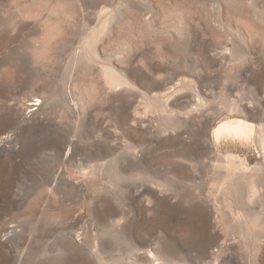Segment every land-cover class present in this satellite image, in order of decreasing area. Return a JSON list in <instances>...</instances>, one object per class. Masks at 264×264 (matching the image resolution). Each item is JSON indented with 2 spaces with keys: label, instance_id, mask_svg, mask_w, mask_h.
<instances>
[{
  "label": "rangeland",
  "instance_id": "obj_1",
  "mask_svg": "<svg viewBox=\"0 0 264 264\" xmlns=\"http://www.w3.org/2000/svg\"><path fill=\"white\" fill-rule=\"evenodd\" d=\"M150 2L147 20L139 17L136 8H129L124 18L110 21L105 32H83L103 22L104 14L97 13L100 6L87 8L86 19L75 11L76 0H0V107L13 108L11 112L0 108V264L51 262L54 258L44 242L61 230L59 224L45 219L53 214L68 221L74 237L76 231L91 225L89 236L82 233L78 240L88 250L99 248L103 233L91 213L102 208L103 199L111 195L110 187L122 175L140 176L141 155L150 163L149 172L157 183L170 189L157 200L144 197L147 209L141 228L147 242L196 245L217 236L212 247L224 245L226 264H263L262 253L255 251L256 239L240 230L242 222L236 216L250 210L264 225V199L249 195L244 175L240 182L236 171L226 173L214 166L220 152V162L238 158L245 171V165L262 161L258 149H229L232 154H227L213 148L198 161L187 160L203 127L210 130L225 117L255 122L261 112L264 117V0ZM112 7H106L107 11ZM42 22L51 32L39 27ZM87 33L100 34L94 42L99 61L83 59L72 69L71 87H76L84 106L78 110L81 121L77 122L76 113L64 102L66 75ZM142 95L147 98L143 100ZM156 95L166 100L171 112L160 114L162 101L158 107L150 100ZM51 97L50 103L29 111L37 107L27 105L32 99L45 102ZM198 97L202 105L183 125ZM150 101L154 105L138 116L148 121L129 126L130 115ZM38 116L40 124L34 119ZM57 126L73 139L85 159L81 164L67 161L64 169L78 170L88 164L84 154L98 140L104 143L111 130L116 132L117 151L132 144L139 158H132L120 174L98 173L80 189L63 185L53 191L63 184L62 176L55 180V170L61 166L53 145ZM185 162L193 167L182 179ZM196 191L205 199L202 215L198 203L187 197ZM132 221L140 219L135 215ZM13 228L18 230L16 235ZM196 235L199 242L193 239ZM104 236L121 243L118 235ZM194 258L187 264H198ZM110 260L114 256L106 255L104 261Z\"/></svg>",
  "mask_w": 264,
  "mask_h": 264
},
{
  "label": "bare ground",
  "instance_id": "obj_2",
  "mask_svg": "<svg viewBox=\"0 0 264 264\" xmlns=\"http://www.w3.org/2000/svg\"><path fill=\"white\" fill-rule=\"evenodd\" d=\"M96 6H100L101 9H99L97 13L99 15L104 14V20L100 26L94 28L87 27V29H84L83 32H105L108 27V23L119 18H124L129 8H136L139 17L145 20L148 19L149 13L152 10L150 0H76L75 11H78L84 18L85 10L89 7ZM109 6L113 7L107 11L106 7ZM219 8L220 6L218 4V9ZM70 16L72 17L73 15ZM67 19L69 20V18ZM47 23L49 24V22ZM39 27L43 28L44 32H51V28L48 29L49 27H47L45 22H42ZM50 27H52V24ZM108 32H112V30L108 29ZM98 34L99 33H87L85 35L83 43H81L83 45H81L78 51L74 53L70 66L67 69V88L65 90L66 100H62H64V102L74 110L77 122L81 121V115L78 110L80 106H84L81 98L75 92L76 87H71L72 69L77 62L83 59H94L99 61V56H97V51L94 47L95 38L100 35ZM146 98L147 96L142 95L143 100ZM51 100L52 97L45 100V102H43L40 98L32 99V101L27 103V105L37 107L30 109L29 111L42 108L46 104L50 103ZM150 100H153L152 102L154 104L162 101L161 104L164 105V107L161 106L162 108L160 114L171 112V110L165 106L166 100H163L161 96H151ZM154 104L150 101L141 110L136 109V111L130 115L128 120H126L129 126L133 127L134 125L147 122L148 120L146 119H138V116L145 114L150 105L152 106ZM157 105L159 107L160 104ZM201 105V99L199 97L196 98L195 107H193L190 112L186 113L184 120H182L181 123L183 125L188 124L192 114ZM233 106L235 110H240L238 105L233 104ZM158 107L157 110L159 109ZM0 108H5L7 112H11L13 109L12 107ZM259 116L258 122L242 117H225L219 120L218 123L210 130L207 126L203 127L198 133L197 145L192 153H190L192 155L189 156L187 162L190 163L194 160H200L205 152H209L213 148L218 151H225L227 154H232L229 149L238 151L243 147L251 149L255 146L258 149L259 154L262 155L263 159L261 162L252 166L245 165V171H242V166L239 165L241 161L238 158L230 159L229 157H226L224 163L220 162L218 159V156L221 155L220 152L216 153V163L214 166L217 170L222 168L226 171V173H235L236 171L237 178L240 182L244 175L245 185L248 189L249 195H251V197L257 195L258 197L264 199L263 112H261ZM34 119L38 121L39 124L42 123L41 117L38 116ZM57 127V138L53 140V145L55 147L54 153L60 158L61 166H58L55 170V180L58 182L59 178L62 176L61 182H63V184L60 186L59 183V185L53 187V191L59 190L63 185L64 188L69 187L70 189H80L86 180L98 176V173L101 175H103L102 173H106L108 177H112L117 173L120 174V172L125 171L127 166H130V162H133L132 158H139V155L132 150L134 148L132 144L124 146L122 151L118 152L115 144L116 132L111 130V132H107L105 136L101 134V136H104V143L98 140L94 145L95 148L84 154L88 157V164L80 166L78 170L64 169L63 165L67 161H77L81 164L85 161V159L80 156L82 153L78 150L73 139L68 138L67 135L60 130V128H62L61 126ZM177 136L179 137L180 133L177 132ZM255 153H257V151ZM233 154L238 156V153ZM143 157L144 156L142 155L140 156V161H142V163L139 165V169L137 170V172H140V176L135 177L132 173L122 175L121 178L124 179L119 178L116 186L110 187L112 190L111 195L109 198L103 199L102 208H94L91 213L95 218L96 224L101 227L103 233L100 241V247H93V250H88L84 244L78 240L82 233H87L89 236L90 231H92L90 227L91 225H86L79 231H76V238L73 236L71 229L68 228L67 220L61 218L57 214L49 215L50 217L48 216V218L45 219L50 223L59 224L61 227V230L53 235L51 240L44 242L45 249L54 259L51 262L46 260L37 261L36 264H99V262L101 264H187L188 260H193L194 257V260H196L198 264H226L223 257L224 245H219L217 249H213L212 247L213 244L218 241L217 236L204 244L196 245H187L180 241H170L166 244H161L158 241L151 243L147 242L148 240L145 238L141 228V217L147 209L144 197L145 195H150L152 198L157 200L161 194L168 193L170 189L164 184L157 183L156 178L149 172V169L151 168L150 163L144 160ZM122 161H128V163L124 164ZM187 162H185V169L179 175L182 179L188 175L190 171H192L191 169L193 165L188 164ZM188 167L189 169H187ZM61 169L64 170L62 171ZM121 180H124V182L127 181L128 184H124V182L122 183ZM135 182H139V185L136 187L133 186V183ZM187 197L188 199L198 203V211H200L201 215L205 214V199L202 196V192L196 191ZM245 202L243 203L249 204L248 201ZM135 215L140 219L139 222L136 221L137 223L132 221V218ZM236 217L239 222H242L239 223L240 230L242 228L245 229L244 232L246 234L253 235L256 239L255 244L257 245V248L255 251L256 253H262L260 255L264 264V244L261 245L259 243V237L264 232V225L263 223L261 224L259 215L250 210H244L243 215H238ZM210 218L211 217L207 215L208 221H210ZM12 232V235H16L18 230L13 228ZM107 233L116 236L118 235L121 239V243L105 238L104 234ZM242 235L244 236L243 232ZM94 237L96 239V233ZM197 237H199V235H196L193 239L199 242L198 239H195ZM84 242L87 243L85 240ZM191 251L196 252L194 256L189 253ZM106 255L114 256L115 260L104 261ZM155 261L157 262L155 263Z\"/></svg>",
  "mask_w": 264,
  "mask_h": 264
}]
</instances>
